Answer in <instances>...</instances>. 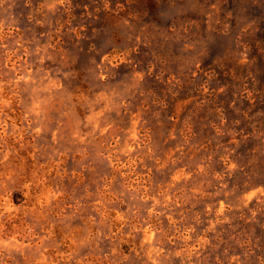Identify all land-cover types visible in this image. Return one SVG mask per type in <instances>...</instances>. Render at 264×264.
<instances>
[{
	"label": "rangeland",
	"instance_id": "rangeland-1",
	"mask_svg": "<svg viewBox=\"0 0 264 264\" xmlns=\"http://www.w3.org/2000/svg\"><path fill=\"white\" fill-rule=\"evenodd\" d=\"M0 264H264V0H0Z\"/></svg>",
	"mask_w": 264,
	"mask_h": 264
}]
</instances>
